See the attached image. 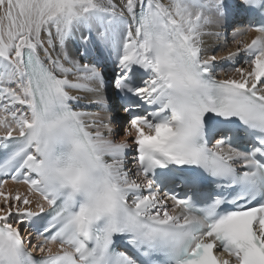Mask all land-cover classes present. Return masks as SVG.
<instances>
[{
  "label": "snow or ice",
  "instance_id": "snow-or-ice-1",
  "mask_svg": "<svg viewBox=\"0 0 264 264\" xmlns=\"http://www.w3.org/2000/svg\"><path fill=\"white\" fill-rule=\"evenodd\" d=\"M0 264H264V0H0Z\"/></svg>",
  "mask_w": 264,
  "mask_h": 264
},
{
  "label": "bare ground",
  "instance_id": "bare-ground-1",
  "mask_svg": "<svg viewBox=\"0 0 264 264\" xmlns=\"http://www.w3.org/2000/svg\"><path fill=\"white\" fill-rule=\"evenodd\" d=\"M235 15H242L237 22H240L242 25H239V23H236V26H234V28L236 27H239V26H247L248 22L246 20V16L244 14H241V13H234V14H231L229 17H228V22L230 20V18L232 16H235ZM221 31V36L219 38V40H216L215 38H209V37H204V40H205V46L206 47H211L215 44H221L223 45L225 43V39H226V36H225V33L226 32H229L227 31L226 29V32L224 29H220ZM232 32L233 30L231 31V35H230V38H231V45L227 44V47L226 48H218L215 52V55H217L218 57L219 56H222V55H225L227 53V51L229 50H234L235 48V44H234V41H233V38H232ZM254 36V33L253 32H246L244 33L242 36H239V37H236V39H239V40H243L245 42H248L250 41V39ZM228 37V36H227ZM227 40V39H226ZM229 41V39H228ZM78 47V44L74 45L73 43H69L68 45V53L70 56L76 58L77 57V52H76V48ZM211 54V53H209ZM83 62V61H81ZM228 64H225V63H222V62H219L218 61V69L219 67H227ZM115 68L114 64L110 61H105V77H106V89H105V94L108 96L109 100L111 101V104H112V108H111V111H112V114L114 116V127L116 126V123L115 122H120L119 119H124L123 116H120V115H124L125 114L119 110V108L117 107V104L116 102L114 101V97L111 96V92H112V87H111V82L108 80V77L110 75V72L111 70L109 68ZM109 81V82H108ZM81 103H86V100H82ZM87 111H90V112H97V109L95 107H89L86 109ZM126 126V122L123 123L122 127H121V130L123 131V128ZM217 138V137H215ZM214 138V139H215ZM214 142V141H213ZM131 151L129 152V157L131 158ZM9 186H11V182H9Z\"/></svg>",
  "mask_w": 264,
  "mask_h": 264
},
{
  "label": "rangeland",
  "instance_id": "rangeland-1",
  "mask_svg": "<svg viewBox=\"0 0 264 264\" xmlns=\"http://www.w3.org/2000/svg\"><path fill=\"white\" fill-rule=\"evenodd\" d=\"M242 15H235V16H232L231 18H230V20H229V24L231 25V27H228L227 28V31H229V32H226L225 33V36H226V41H227V44L229 45H231V38H230V33H231V31L234 29V26H236V23H239V25H242L240 22H237L238 21V19L241 17ZM228 36V37H227ZM228 39H229V41H228ZM237 66H239L238 64H237ZM227 67H230V64H228L227 65ZM109 82V81H108ZM121 111V110H120ZM120 116H123V118L124 119H119V127L117 128V132H118V135H117V138L119 139V138H122L123 137V131L121 130V127H122V125H123V123H125L126 122V117L124 116V115H120ZM213 139H214V136H213Z\"/></svg>",
  "mask_w": 264,
  "mask_h": 264
}]
</instances>
